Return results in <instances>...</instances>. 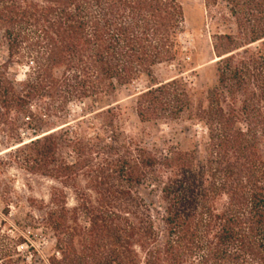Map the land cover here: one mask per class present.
Returning a JSON list of instances; mask_svg holds the SVG:
<instances>
[{
    "label": "trees",
    "instance_id": "obj_1",
    "mask_svg": "<svg viewBox=\"0 0 264 264\" xmlns=\"http://www.w3.org/2000/svg\"><path fill=\"white\" fill-rule=\"evenodd\" d=\"M203 5L214 26L231 30L211 36L215 85L193 91L155 78L179 62L177 0H0L1 124L15 114L40 130L42 117L145 78L134 106L141 124L195 122L206 134L199 160L195 151L156 157L106 109L107 142L58 130L18 147L27 172L61 188L40 223L64 264H264V0ZM9 65L26 68L23 81L8 78ZM146 180L159 186L157 217L137 192ZM18 246L0 235V264H20Z\"/></svg>",
    "mask_w": 264,
    "mask_h": 264
},
{
    "label": "rangeland",
    "instance_id": "obj_2",
    "mask_svg": "<svg viewBox=\"0 0 264 264\" xmlns=\"http://www.w3.org/2000/svg\"><path fill=\"white\" fill-rule=\"evenodd\" d=\"M177 2L185 18L184 32L178 38L179 62L157 68L155 78L158 83L177 78L193 91L210 89L216 82L211 36L228 33L231 28L214 26L205 13L203 0ZM6 61V50L0 41V65ZM25 73L23 66H8L7 76L15 83L23 81ZM149 87L147 80L142 78L132 85L118 88L112 97L72 103L61 115L42 117L44 126L36 131L28 126L26 119L15 114L10 115L4 124L0 120V235L19 244L16 259L20 264H64L55 251L52 236L40 223L50 209L52 190L61 188L50 179L26 171L22 160L25 152L16 154L21 145L58 130L57 133L69 140L76 137L83 141L105 139L107 142L109 134L103 133L104 120L99 113L112 109L116 129L150 154L161 157L171 150H179L195 151L196 160L203 157L206 134L202 125L183 121L168 124H141L138 121L134 112L135 99ZM29 109L38 115L42 113L43 105L31 103ZM64 157L69 160V156ZM79 184L83 186L82 179ZM137 192L151 207L154 216L161 213L159 186L146 180ZM64 193L67 207L72 208L73 193L70 190Z\"/></svg>",
    "mask_w": 264,
    "mask_h": 264
}]
</instances>
